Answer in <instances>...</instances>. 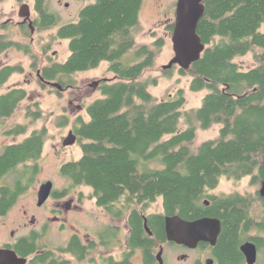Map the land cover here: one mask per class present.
<instances>
[{
	"label": "trees",
	"instance_id": "16d2710c",
	"mask_svg": "<svg viewBox=\"0 0 264 264\" xmlns=\"http://www.w3.org/2000/svg\"><path fill=\"white\" fill-rule=\"evenodd\" d=\"M85 1L89 3L78 20L62 25L54 36L69 41V58L64 63L51 61L40 70L46 80L64 83L67 79V84H73L75 74L108 63L116 79L103 82L102 97L87 107L89 119L74 121L81 157L63 164L61 175L71 187L93 190L98 205L110 213L134 209L132 238L166 241V217L217 218L222 231L212 249L215 264H245L241 246L247 241L256 244L259 264H264V194L259 190L264 182V0L204 2L197 33L205 50L190 70L178 67L181 76L191 78L192 92L207 91L202 106L192 109L185 108L184 89L161 101L149 90L158 79L145 74L156 69L165 41L137 46L144 0ZM33 2L38 16L35 28H57L60 18L49 10L48 0ZM174 27V22L168 26L171 34ZM13 48L24 47L0 35V57ZM24 49L32 52L30 47ZM132 52L139 60L123 63V57ZM250 54L253 67L246 69L236 61ZM34 66L39 67L38 60ZM173 69L163 74L169 76ZM22 71L19 66L0 69V90ZM26 98L23 88L0 95V119L10 116ZM33 116L39 118L40 112ZM217 125L218 137L195 151L191 145L197 132ZM25 131L21 125L13 132ZM46 141L47 130H36L9 147L0 158L3 173L27 160H40ZM247 177L257 188L255 193H213L224 178L239 182ZM22 179L15 183L21 186ZM159 199L164 210L154 218L159 224L150 219V236L137 206L150 207Z\"/></svg>",
	"mask_w": 264,
	"mask_h": 264
},
{
	"label": "rangeland",
	"instance_id": "374dc122",
	"mask_svg": "<svg viewBox=\"0 0 264 264\" xmlns=\"http://www.w3.org/2000/svg\"><path fill=\"white\" fill-rule=\"evenodd\" d=\"M34 0L27 2H18L16 0H0V35L6 36L7 39L18 42L22 47H30L31 53L24 50L13 48L5 52L0 57V66L8 65L19 66L23 69L22 72L13 75L8 83L0 90V95L7 91L8 87L17 86L23 88L27 92V98L23 101L17 111L15 122L21 125H27L28 133L33 130H47V141L45 150L40 165V174L38 175L37 187L46 180H51L56 190L69 188L72 190H81L90 192L91 189L85 186L71 187L67 178L61 175L60 168L63 164L72 160H77L81 157V148L79 144L64 148L63 140L73 130V123L77 118L83 117L88 120L87 107L95 100L102 97L100 88L93 89L92 84L97 81H113L116 76L109 72L108 63H103L99 68L87 72L77 73L72 77L73 84H67L66 81L61 83L64 86H70V89L65 93H57L51 91L50 88L40 84L37 73L42 72V67L53 62L64 63L70 56L69 41L57 40L54 38L58 29L65 24L76 22L81 10L89 3L85 0H48L49 10L57 14L60 18L57 28L47 30H39L35 28L32 33L29 28H22L18 22L23 19L19 16V12L23 4H28L31 7L32 20H36L37 13L34 10ZM178 0H144L143 8L140 14V24L137 29V46L153 45L157 41L164 39L165 45L162 52L159 54L156 62V69L147 72L145 77L158 79L156 85L150 87L151 94L159 101L171 98L179 89H184L186 92L187 103L185 108L192 109L202 106L203 99L207 91L192 92L189 88L190 77L181 76L178 71V66L173 69L169 76L163 74V66L168 65L175 57L172 44V34L168 30V26L176 19V8ZM134 52L123 57V63L133 64L139 59ZM35 60H38V68H35ZM236 61L248 69L255 65L252 55L237 58ZM34 66V67H33ZM41 74V73H40ZM30 80V82H29ZM82 106V109H80ZM39 111L40 117L31 119L26 116V112ZM65 125L63 126V120ZM12 123L8 124V126ZM7 128V127H6ZM0 130H3L0 127ZM220 126H214L209 130H199L197 138L191 145L196 151L199 146L208 140H214L219 135ZM23 139V138H21ZM20 139V140H21ZM6 138L0 135V143H4ZM8 142H13V139H8ZM155 166V165H153ZM251 178L247 177L236 182L222 179L219 186L213 191L215 195H230L233 193L252 194L257 188L251 184ZM262 192V185L259 187ZM27 204L22 201L21 205ZM160 206L153 204L150 206L149 213L159 212ZM260 212V210H259ZM258 213V211H257ZM105 219L101 218V223ZM101 228V227H100ZM97 230V228L95 227ZM99 230V229H98ZM179 253H168V264H193V261L200 258L202 253H191L190 258L185 261L178 260L175 256ZM261 261L260 255L258 259Z\"/></svg>",
	"mask_w": 264,
	"mask_h": 264
},
{
	"label": "flooded vegetation",
	"instance_id": "af4514ba",
	"mask_svg": "<svg viewBox=\"0 0 264 264\" xmlns=\"http://www.w3.org/2000/svg\"><path fill=\"white\" fill-rule=\"evenodd\" d=\"M33 22L35 25L36 20ZM18 24L31 30L29 23L24 20ZM23 52L25 54L27 49ZM7 66L11 65H1L0 69ZM40 73H37L40 84L51 91L63 94L70 89V86L62 84L64 90L58 92L48 84L58 81L46 80ZM103 82L108 81H101L98 88L102 87ZM16 89L22 88L12 86L6 92ZM21 103L14 107L10 116L0 119V127L3 129L0 135L6 138L4 143H0V158L9 147L19 145L35 131L28 133L27 125H24V134H14L13 131L21 126L15 122ZM35 112H26L30 121L36 120L33 116ZM10 121L12 123L8 126ZM8 139H13V142H8ZM40 161L27 160L8 173H3L0 167V264H160L161 250L163 264H168V253L173 256L174 252L179 253L175 257L180 261L188 260L191 253L196 252L202 254L193 264H206L210 258L215 262L213 246L207 243L189 249L168 240L161 241V238H132L134 209L125 214L110 213L98 205L93 190L86 192L65 188L58 191L53 183L51 195L39 205L40 188L51 181L46 180L40 188L37 187ZM20 179L24 181L18 186L15 182ZM22 201L27 204L21 205ZM153 204H158L161 211L149 213L150 207L146 204L137 206L144 228L146 220L147 226L150 219L154 225L159 224L154 218L161 215L164 204L161 199ZM204 204L210 206L208 200ZM101 218L105 219L104 223H101Z\"/></svg>",
	"mask_w": 264,
	"mask_h": 264
},
{
	"label": "water",
	"instance_id": "95a60500",
	"mask_svg": "<svg viewBox=\"0 0 264 264\" xmlns=\"http://www.w3.org/2000/svg\"><path fill=\"white\" fill-rule=\"evenodd\" d=\"M206 0H178L176 8L175 27L172 34V44L175 57L168 65L163 66V70H171L175 66L188 71L191 66L198 62L205 50V44L197 33L198 25L205 13ZM19 16L24 22L29 23L34 33L35 27L32 20L31 7L23 4L20 9ZM107 81V79H105ZM48 83V82H47ZM101 81L92 84L93 89L99 87ZM58 92H63L62 84L48 83ZM78 137L70 131L63 141V146L69 147L77 143ZM53 190V182L49 181L43 184L39 191V205H42ZM262 193L264 194V182L262 185ZM147 233L151 236L152 232L145 223ZM165 231L169 242L183 245L189 249H195L200 243H207L216 246L218 238L222 231L221 221L217 218L204 217L193 221H187L179 216L166 217ZM241 252L245 257L246 264H257L259 259V251L256 244L247 241L241 246ZM163 251L159 256L160 264H163ZM206 264H215L212 258L206 261Z\"/></svg>",
	"mask_w": 264,
	"mask_h": 264
}]
</instances>
